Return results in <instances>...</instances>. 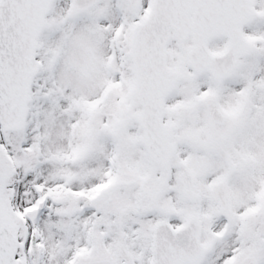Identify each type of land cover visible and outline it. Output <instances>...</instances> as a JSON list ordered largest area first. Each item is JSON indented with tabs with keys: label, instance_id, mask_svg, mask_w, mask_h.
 Masks as SVG:
<instances>
[{
	"label": "snow or ice",
	"instance_id": "snow-or-ice-1",
	"mask_svg": "<svg viewBox=\"0 0 264 264\" xmlns=\"http://www.w3.org/2000/svg\"><path fill=\"white\" fill-rule=\"evenodd\" d=\"M0 264H264V0H0Z\"/></svg>",
	"mask_w": 264,
	"mask_h": 264
}]
</instances>
